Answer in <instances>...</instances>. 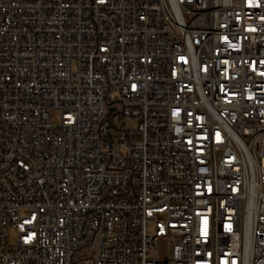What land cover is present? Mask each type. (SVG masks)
Returning <instances> with one entry per match:
<instances>
[{"label": "built area", "instance_id": "1", "mask_svg": "<svg viewBox=\"0 0 264 264\" xmlns=\"http://www.w3.org/2000/svg\"><path fill=\"white\" fill-rule=\"evenodd\" d=\"M83 250L264 264V0H0V264Z\"/></svg>", "mask_w": 264, "mask_h": 264}, {"label": "rangeland", "instance_id": "2", "mask_svg": "<svg viewBox=\"0 0 264 264\" xmlns=\"http://www.w3.org/2000/svg\"><path fill=\"white\" fill-rule=\"evenodd\" d=\"M111 99L113 100H120L121 99V95L117 92H113L111 94ZM117 106L113 105L109 108V113L111 112H115L117 110ZM61 118V114L60 111L57 109H54L52 111V122L56 123L58 121H60ZM121 125L123 124H129L133 127V129H136L138 127V120L134 119V118H129V117H123V119L120 121ZM149 230H152V226H149ZM17 242V231L15 228H11L9 230V244L11 246L15 245ZM91 260H90V252L89 250H83L80 255H79V259L72 263V264H90Z\"/></svg>", "mask_w": 264, "mask_h": 264}]
</instances>
